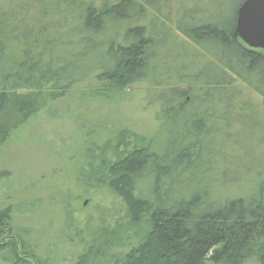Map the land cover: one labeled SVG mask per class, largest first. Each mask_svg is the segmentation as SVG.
Masks as SVG:
<instances>
[{"label":"trees","instance_id":"1","mask_svg":"<svg viewBox=\"0 0 264 264\" xmlns=\"http://www.w3.org/2000/svg\"><path fill=\"white\" fill-rule=\"evenodd\" d=\"M198 1L0 0V147L89 79L145 83L157 108L156 131L106 176L123 223L143 233L83 245L75 264H264V57L234 37L243 0L231 20L222 0Z\"/></svg>","mask_w":264,"mask_h":264},{"label":"rangeland","instance_id":"2","mask_svg":"<svg viewBox=\"0 0 264 264\" xmlns=\"http://www.w3.org/2000/svg\"><path fill=\"white\" fill-rule=\"evenodd\" d=\"M213 1L218 3H194L209 11ZM240 1L222 0L223 17L231 20ZM179 2L187 5L192 0ZM146 92L142 82L115 88L89 79L50 100L11 132L0 147V209L17 207L8 224L0 226V264H39L38 259L44 264H75L83 245L135 244L134 235H141L143 227L131 229L123 223L121 202L106 176L119 158L157 129V108L148 105ZM172 137L166 135L163 144L172 143ZM259 163L258 158L253 164Z\"/></svg>","mask_w":264,"mask_h":264},{"label":"water","instance_id":"3","mask_svg":"<svg viewBox=\"0 0 264 264\" xmlns=\"http://www.w3.org/2000/svg\"><path fill=\"white\" fill-rule=\"evenodd\" d=\"M234 37L264 57V0H243L236 12Z\"/></svg>","mask_w":264,"mask_h":264}]
</instances>
